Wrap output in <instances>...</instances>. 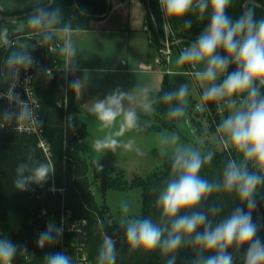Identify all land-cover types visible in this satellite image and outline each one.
<instances>
[{
  "label": "clouds",
  "instance_id": "1",
  "mask_svg": "<svg viewBox=\"0 0 264 264\" xmlns=\"http://www.w3.org/2000/svg\"><path fill=\"white\" fill-rule=\"evenodd\" d=\"M232 0H159L163 13L165 33L171 30L170 21H183L182 27L190 29L195 14L199 21L207 20L206 26L188 46L184 47L175 63L187 66L185 74L191 75L200 86L199 101L191 105L192 87L185 81L178 87L160 94H150L138 85L128 91L120 87L102 99L90 102L88 113L98 122L104 134L95 139L92 148L96 153H116L119 149L141 152L135 137L121 139L127 132H143L150 128L158 106L165 105L164 116L174 120L177 129H183L188 121L183 119L190 111L211 113L214 104L221 114L209 137L208 132L191 129L192 139L183 141L179 131L162 130L156 134L158 153L170 164L167 179L159 186L155 206L160 210L158 220L151 217L130 216V204H121L119 226L125 229L129 250L146 252L159 250L166 258L165 264H177L182 249L194 253L189 264H237L236 255L241 253L240 264H264V239L259 235L253 220L257 208V196L264 188V17L257 18L256 0H249L238 18L228 14ZM15 27H0V49L9 50L4 61L6 72L0 78L11 81L7 92L0 98L7 99L15 109L0 115V128L13 122L41 126L35 99L26 89L28 100L21 99L15 91L20 72L28 71L35 64L29 41L46 47L50 53L64 57L63 70L75 73L77 48L73 42L72 19L65 20L59 7H44L37 3L26 21L12 19ZM27 37L21 40L18 37ZM230 66L234 70L229 72ZM51 77L50 69H43ZM27 83V78H26ZM69 87L80 92L83 82L74 79ZM67 95L65 92V100ZM225 113H227L225 115ZM148 117V119H144ZM211 140L212 147H209ZM218 153L224 155L220 174L214 179L201 175L206 165L212 164ZM93 163L102 170L99 160ZM54 173V166L37 161L29 153L26 160L15 169L13 184L26 191L32 184L43 185ZM219 194L234 197L240 206L225 210L217 199ZM210 196L215 202L205 210ZM264 198V197H262ZM246 206V208H245ZM213 217H219L214 220ZM86 222V221H84ZM112 221L98 220L102 243L96 264H117L115 239L105 231ZM63 227L48 223L36 241L44 248L62 237ZM29 256L26 246L0 238V264H13L14 258ZM44 264H73L63 252L48 254Z\"/></svg>",
  "mask_w": 264,
  "mask_h": 264
},
{
  "label": "trees",
  "instance_id": "2",
  "mask_svg": "<svg viewBox=\"0 0 264 264\" xmlns=\"http://www.w3.org/2000/svg\"><path fill=\"white\" fill-rule=\"evenodd\" d=\"M42 6L59 7L65 20L71 18L72 26L75 30H87L91 20H100L108 15V0H53ZM249 0H232L228 14L235 20L243 13V6ZM148 21L154 32V42L160 43L159 35L161 26L158 21V8L156 0H148ZM260 7L256 8L257 18L264 17V0H256ZM13 12L12 17H17L19 21H26L30 12ZM26 14V15H24ZM24 15V16H23ZM184 19H192L190 29L182 27L183 21H172V28L175 38L181 40L184 45H190L206 26L207 20L199 21L195 14H190ZM15 24L11 25L13 29ZM26 40L27 37H18ZM36 47L29 48V51L37 55L38 63L34 71L33 86L41 103V116L45 129V134L50 142L53 154L54 178L52 175L43 185L32 184L26 191L15 188L13 180L15 169L19 163L24 162L29 153L37 161L48 162L42 152L38 149L35 138L27 134H7L0 128V238H7L13 243L28 249L29 256L17 255L14 264H44V257L48 254L61 252L58 245L59 240L44 248L37 246V239L41 232L46 230L48 223H55L61 227L63 219L66 226H72L74 222L87 220L86 245L89 257L93 264H96V257L102 243V235L98 227V220H111L109 207L103 203L99 205L95 199L94 189H100L103 194L108 190L124 191L133 188L141 189L142 211L139 216L151 217L158 220L160 210L155 206L159 186L167 179L170 172V164L166 158H161L158 150L153 154L159 157L163 164L155 172L145 176H133L127 179L122 170H116L114 166H103L98 171L93 161L95 151L92 148V141L87 125L77 117L80 112L76 102L75 92L69 87L72 81L68 82L64 74L60 71L64 67V57L58 53H50L46 47L36 44V40L29 41ZM153 45V43L149 42ZM9 50H0V64L6 59ZM43 69H54L55 78L50 79L43 74ZM234 70L230 66L228 71ZM3 80L0 78V86ZM175 86L172 85L168 77L165 76L162 88L154 94L162 95L163 92L170 91ZM65 92L67 99L65 100ZM213 107V104H211ZM194 108V106L192 105ZM166 106H158L155 116L161 120L162 126L170 131H181L177 129L175 121H167L164 116ZM5 111L4 105L0 103V115ZM191 111V115H192ZM194 114L195 111H194ZM71 116V119L69 117ZM204 116V115H202ZM200 118V114L197 115ZM195 118V117H194ZM191 119L193 128L198 132H204L201 124L196 119ZM219 121L214 119V126L210 127L214 132L215 125ZM162 127V128H163ZM162 128L150 127L145 131H161ZM76 133V134H74ZM182 135V134H181ZM209 147H212L209 143ZM66 157V158H65ZM224 155L218 153L212 164L206 165L201 175L208 179L216 178L222 169ZM49 163V162H48ZM63 189L64 192H51L52 186ZM264 188L260 190V195L256 197L257 206L261 209L264 219ZM224 205L225 210H231L240 206L239 200L234 197L219 194L217 196ZM215 202V197L210 196L204 204L205 210ZM246 208V206H245ZM70 215V216H69ZM214 220L219 217H213ZM253 220L256 222V211L253 212ZM114 222L105 231L116 240L117 264H165L166 258L159 250L146 252L141 249L129 250L125 238V230L118 231L114 228ZM72 233H65L67 248L70 247ZM258 235L264 239L263 230ZM241 253L234 254L240 259ZM194 253L191 249H182L177 259V264H189ZM73 264H76L72 259Z\"/></svg>",
  "mask_w": 264,
  "mask_h": 264
},
{
  "label": "crops",
  "instance_id": "3",
  "mask_svg": "<svg viewBox=\"0 0 264 264\" xmlns=\"http://www.w3.org/2000/svg\"><path fill=\"white\" fill-rule=\"evenodd\" d=\"M48 2L4 0L1 13L26 11L34 8L37 3L42 6ZM147 15V0H111V10L105 18L91 20L87 30L73 32V42L78 53L75 62L79 69L74 74L70 73V78L83 82L80 92L75 93L80 109L77 117L87 125L91 138L90 127L98 122L88 113L90 102L102 99L116 87L128 91L138 85L154 94L161 90L165 76L168 77L169 73H154L144 52L136 50L134 34H141L144 39L146 37V46L156 49L157 44L150 45L149 36L143 30L145 23L149 22Z\"/></svg>",
  "mask_w": 264,
  "mask_h": 264
},
{
  "label": "rangeland",
  "instance_id": "4",
  "mask_svg": "<svg viewBox=\"0 0 264 264\" xmlns=\"http://www.w3.org/2000/svg\"><path fill=\"white\" fill-rule=\"evenodd\" d=\"M4 7V0H0V27L8 26L10 29L11 34V25L13 23L11 22L12 19H16L17 17H12L11 14H4L1 13ZM27 11V10H26ZM20 13H25V11H19ZM31 13V12H30ZM29 13V14H30ZM26 15V14H24ZM23 15V16H24ZM145 34H147L144 31ZM135 37V44L138 49H136L139 52H144V55L146 56L147 60L150 62V64L153 66L154 73L157 74H168V80L169 82L174 85L175 87H178L181 83L187 81L190 83L192 87V93L189 97L191 101V105H195L199 101V94H200V86L197 82H195L191 75L185 74L188 71L187 66H178L176 65L175 61L180 53L179 50L186 47L187 45H184L181 43V40L177 39L178 44V50L175 51L172 56L170 57L169 65L166 66L164 64L158 65L155 64V58H156V49H149L147 45V38L141 35V34H134ZM143 38V39H142ZM142 40V41H141ZM146 41V44H145ZM147 47V48H146ZM2 105L3 102L0 101ZM213 112L215 115V118L220 121L221 114H219L216 111V108L213 104ZM196 113V112H195ZM200 114V118L197 117V115ZM227 113H225L226 115ZM195 117V118H194ZM196 119L198 123L201 124V127L203 128V131L209 133V137L211 136L212 132L210 127L214 126L213 120L209 119L206 116H202L201 113L194 114V111L192 112L191 119ZM144 119H148V117H144ZM153 123L151 127H155L156 129L162 128V123L159 118H157L155 115L151 117ZM169 122L170 119H167ZM153 130L150 131L154 132L152 134H149V136L145 135L148 134L147 131L143 132H127L125 133L124 137L121 139L127 140L128 138L135 137L137 146L141 149L140 153H137L135 151H125L122 148L119 149L115 154L111 151H107L104 154L102 153H96L95 152V160H99V164L102 166H114L116 170H122L126 176L127 179H131L133 176H141L145 177L153 172H155L160 166L163 164V161L155 156L153 154L154 150H158V145L156 141V132H160L159 130ZM162 130H168L164 127ZM91 135L93 138H91L92 143L95 139L102 136L104 133L99 130L98 123L94 127H90ZM181 135V134H180ZM147 138H146V137ZM181 138L183 141L187 142L188 140L185 139L182 135ZM209 143L211 144V140H209ZM212 146V144H211ZM95 199L99 205L105 203L111 213V219L114 222V228L115 230L123 231L125 229L121 228L119 226V220L121 218L122 212H121V204L124 201L129 202L131 208H130V216H139L142 211V204H141V189L140 188H133L129 190L124 191H118V190H108L106 194H103V192L100 189H94ZM237 264H240V259L237 261Z\"/></svg>",
  "mask_w": 264,
  "mask_h": 264
},
{
  "label": "built area",
  "instance_id": "5",
  "mask_svg": "<svg viewBox=\"0 0 264 264\" xmlns=\"http://www.w3.org/2000/svg\"><path fill=\"white\" fill-rule=\"evenodd\" d=\"M156 1H157V8H158V21H159V24L161 26V33L159 35L160 43H158L156 45V54L157 55H156V58L154 61H155V64H158V65L164 64V65L168 66L169 62H170V57L172 56V54L175 51L178 50V47H177L178 41L175 38V34L173 32L172 27H171L170 31L165 33L164 27H163V25L165 23V19H164L163 13L160 10L159 0H156ZM170 22L172 24V21H170ZM143 30L148 34L149 42L155 44V42H154L155 35H154V32H153L149 22L145 23ZM181 50H179V51H181ZM29 52L33 56V58L35 60V64L28 71L22 70L20 72L19 79L16 82L17 86L15 88V91L20 94L21 99L28 100L26 89H29V91L31 93V98L35 99L37 102V105H38V107H35L38 118L42 121L41 103H40V100H39V98L35 92L34 86H33L34 71H35L37 63H38V58L34 52H31V51H29ZM4 61H5V59H3L1 61V64H0V73L6 72V67H5ZM50 70L52 72L50 79H54L55 78V70L54 69H50ZM60 71L64 74L66 82H68V80L70 78V73H66L63 70V68ZM26 78H27V83H26ZM1 79L3 80V83L0 86V92L6 93L11 81L3 79V78H1ZM0 101L3 102L5 111L15 109V105H9L7 99L0 98ZM209 108L212 110L211 113L206 112V113H201V114L208 117L209 119L213 120V122H214V119H216V118H215V115L213 112V107L211 106V104H209ZM69 119H71V116L69 117ZM1 130L7 134H19V135L27 134V135L33 136L35 138L38 149L42 152L45 159L49 163L53 164L52 149H51L50 142L48 141V139L46 137L43 123L40 127L36 126V125H32L30 123H25L23 125L18 126V129L16 130V125L13 122L12 124H8L5 127L1 128ZM74 134H76V133H74ZM52 177L54 178V173L52 174ZM49 190L53 193H55L57 191L61 192V193L64 192L63 189H57V188H55L54 185L52 187H50ZM84 221H86V222H84ZM87 224H88L87 220H81L78 223L74 222L72 226H66L65 219H63L62 224H61V226L63 227V234H62V237L59 239L58 245L61 248V252H63L66 255H69L71 257V259H73L76 264H93L90 257H89V253H88L87 245H86L87 235H86L85 227L87 226ZM66 232L74 234V235H72L71 242H70L71 244H70L69 248H67L65 246V243H66L65 233ZM116 240L117 239H115V241Z\"/></svg>",
  "mask_w": 264,
  "mask_h": 264
},
{
  "label": "water",
  "instance_id": "6",
  "mask_svg": "<svg viewBox=\"0 0 264 264\" xmlns=\"http://www.w3.org/2000/svg\"><path fill=\"white\" fill-rule=\"evenodd\" d=\"M148 1V0H147ZM249 3V1H247L244 6H243V11L245 9V5H247ZM257 3V2H256ZM53 4V0L50 1V4L49 6H51ZM257 7H260V5L257 3ZM111 10V0H108V13L110 12ZM191 111L189 112L188 115H186L185 117H183V119L187 120L189 123L188 125H186L183 129H179L181 131V134L182 136L187 139L188 141H190L192 139V136H191V129L193 128L192 124H191ZM256 223L258 225H260V228H259V232H261L263 230V225H264V219H263V214H262V211L261 209L257 206L256 208ZM110 221H112L113 223V220L111 219ZM111 223V224H112ZM238 260V258H236Z\"/></svg>",
  "mask_w": 264,
  "mask_h": 264
}]
</instances>
